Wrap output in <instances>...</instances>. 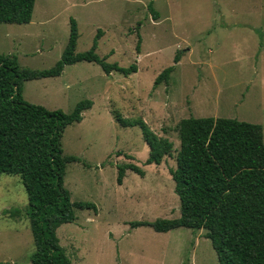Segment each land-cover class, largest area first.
Here are the masks:
<instances>
[{"label":"rangeland","instance_id":"1","mask_svg":"<svg viewBox=\"0 0 264 264\" xmlns=\"http://www.w3.org/2000/svg\"><path fill=\"white\" fill-rule=\"evenodd\" d=\"M34 0L28 24H0V55L19 68L47 70L59 59L76 23L75 53L90 48L119 67L136 66L124 77L105 75L94 63L65 66L54 78L24 81L26 103L69 113L82 100L91 107L66 127L62 185L74 221L55 230L70 264H217L204 231L177 228L156 233L147 226L177 218L178 199L168 171L178 149L176 125L192 118H226L259 125L264 144V0ZM155 14V17L153 16ZM178 55L174 64L173 57ZM173 67L167 84L156 76ZM117 114L141 120L172 144L159 165H145L147 146L137 126L121 127ZM132 164L116 184V170ZM26 198L17 176L0 175V264H30L33 244Z\"/></svg>","mask_w":264,"mask_h":264},{"label":"trees","instance_id":"2","mask_svg":"<svg viewBox=\"0 0 264 264\" xmlns=\"http://www.w3.org/2000/svg\"><path fill=\"white\" fill-rule=\"evenodd\" d=\"M152 0L147 9L152 11ZM34 0H0V24H28ZM155 17V14L153 13ZM90 48L75 53L76 23L68 20V36L59 59L47 70L19 68L14 56L0 55V175L17 176L26 198L25 216L32 239L30 264H70L58 245L55 230L74 221V209H92V204L70 202L62 181L65 166L77 158L62 155L63 130L81 121L91 101L77 102L69 113L47 110L26 103L20 96L24 81L54 78L65 66L94 63L105 75L126 77L136 66L119 67L97 57ZM178 61V55L173 57ZM173 67L162 70L153 86L167 84ZM121 127L137 126L147 146L145 165H159L170 156L172 144L155 136L141 120L113 115ZM178 149L174 168L168 171L178 199V217L152 223L134 222L156 233L177 228L203 230L217 264H264V144L261 127L226 118H184L176 125ZM142 176L132 164L116 170L120 185L124 171Z\"/></svg>","mask_w":264,"mask_h":264}]
</instances>
